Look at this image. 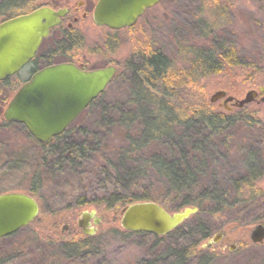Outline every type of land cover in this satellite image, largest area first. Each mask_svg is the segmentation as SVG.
Listing matches in <instances>:
<instances>
[{
    "label": "trees",
    "instance_id": "obj_1",
    "mask_svg": "<svg viewBox=\"0 0 264 264\" xmlns=\"http://www.w3.org/2000/svg\"><path fill=\"white\" fill-rule=\"evenodd\" d=\"M34 2L0 0V19L27 13ZM63 36L65 39L51 40L44 54L56 50L63 58L62 62H66L68 55L65 52L72 48L74 41L66 33ZM148 46L145 44L135 55L137 59L127 62L124 72L120 70L111 82H123L126 100L105 102V91L91 103L89 107L99 106V116L92 127H76V120L52 143L44 144L37 141L23 124L1 119L0 133L3 129L17 128L38 150L29 153L30 169L25 171V185L16 186V190H0V194L24 189L35 198L39 197L37 200L42 208L45 176L60 181L57 183L60 185L72 177L76 182L83 181L82 177L87 181L88 166H91L94 168L89 170L93 173L99 170L101 175L108 174L109 179L101 181L107 182L101 187L104 194L91 198L82 194L76 198L77 207L95 204L113 209L118 206L121 211L128 204L140 201L157 202L169 212L198 207L196 214L166 235H153L154 243L158 245L167 235L184 231L179 237L184 236L190 245L168 246L139 264H212L213 255L206 250H197L196 246L210 237L211 230L221 231V225L227 223L217 225L210 218L219 219L224 212L262 194L256 181L264 172L255 162L257 150L248 147L246 172L233 179L228 188L216 182L207 185L204 176L214 169L221 150H231L234 132L241 128L252 129L259 120L253 115L237 116L217 110L214 103L205 100L198 87L201 76L213 72L222 74L226 69L241 65L234 48L217 54L210 48L207 50L212 53L210 56L193 60L188 68H180L162 50ZM4 85L11 87L10 78L0 82V89ZM114 137H121L123 143L112 154L108 153V146ZM2 162L11 163V170L13 165L26 168L29 164L25 155L18 158L8 153L0 157ZM89 183L85 182L83 186L88 188ZM202 213H205L204 217H200ZM191 219H197L192 226ZM233 221L236 222L237 218ZM193 230L201 236L193 235L188 242V235ZM90 238L54 243L57 245L54 250L66 260L84 256L90 252ZM12 259L13 256L1 254L0 264H8Z\"/></svg>",
    "mask_w": 264,
    "mask_h": 264
},
{
    "label": "rangeland",
    "instance_id": "obj_2",
    "mask_svg": "<svg viewBox=\"0 0 264 264\" xmlns=\"http://www.w3.org/2000/svg\"><path fill=\"white\" fill-rule=\"evenodd\" d=\"M54 1L35 0L28 10ZM2 20L4 19H0V22ZM77 26L82 29L86 39L81 37L65 53L68 55L67 60L72 59L88 69L112 64L119 66L124 72L126 63L131 59L136 60L135 55L140 53L147 43L152 49L162 50L180 68H188L193 60L199 61L210 56L212 53L207 51L210 48L214 49L216 54L234 48L240 66L226 69L222 74L213 72L206 77L201 76L198 80V87L202 89L205 100L210 103L211 96L218 90H226L229 95L243 99L249 90H258L259 86L264 85V0H180L179 3H172L166 14L159 16L152 30H141L137 39H143L137 41H131L135 29L110 31L108 41H105L101 39V34L105 31L91 26V23L85 21ZM46 43L41 55L47 52L45 50L50 41ZM62 60L57 54L49 61L60 63ZM37 63L35 68H41L47 65L48 61L40 56ZM28 77L26 69L10 78L11 87L4 85V88L0 89V120H5L4 112L9 101ZM122 83L109 85L105 92V102L126 100V89ZM260 99L261 94L255 101L242 108L229 104L232 109H226L223 100L214 103L219 111L237 116L253 115L259 120V124L252 129L241 128L234 132L231 150H221L214 169L204 176L207 185L216 182L225 188L231 186L233 179L246 172L245 157L248 156L249 149L257 150L255 162L264 172V101ZM98 116L99 106L96 104L78 117L76 127H92ZM122 143L121 137H114L108 146V153L114 154ZM35 146L18 132L17 128L10 127L1 131L0 157L5 153L18 158L25 155L29 164L26 168L13 165L11 170V163H0V190H16V186L25 185V171L30 169L29 153L38 150ZM90 168L94 167L88 166L87 181L82 177L80 179L83 181L76 182V178L72 177L60 185L57 184L60 181L49 180L45 176L40 214L27 227L0 239V255L14 257L8 264H139L141 260H149L151 256L163 252L168 246L189 244L184 236L179 237L184 231L167 235L168 237L163 238L158 245L154 243L153 234L126 232L120 223L121 213L118 206L113 209L95 204L77 207L76 198L82 194L89 198L104 194L101 187L107 182L101 181L103 178L104 181L109 179L108 174L101 175L99 170L93 173ZM85 182H90L88 188L83 186ZM256 185L262 190V194L254 195L251 201L224 212L219 219L210 218L217 225L227 223L226 226L221 225V231L211 230L210 237L196 246L197 250H206L213 255L212 264L264 263V242L255 244L250 239L254 227L264 224V173L256 181ZM91 210L97 211L102 223L97 227L95 235L88 236L78 226V219L84 211ZM204 215L205 213H202L200 217ZM233 218H237V221H233ZM196 220L191 219L190 226L194 225ZM65 225H68V228L64 229ZM220 232L224 233V236L219 242L209 245L208 241ZM193 235L201 236L197 230H193L192 234L188 235V242ZM87 237H91L88 241L92 245L88 247L90 252L68 260L58 254L57 245H53L64 241H80Z\"/></svg>",
    "mask_w": 264,
    "mask_h": 264
},
{
    "label": "water",
    "instance_id": "obj_3",
    "mask_svg": "<svg viewBox=\"0 0 264 264\" xmlns=\"http://www.w3.org/2000/svg\"><path fill=\"white\" fill-rule=\"evenodd\" d=\"M159 1L98 0L94 21L111 29L131 26L146 7ZM65 12L43 6L0 22V82L17 74L34 58L43 39L59 24ZM119 71L115 65L92 70L81 69L70 62L45 66L15 92L5 109L4 118L7 122L23 124L37 141L50 144L105 92ZM260 92H264V87L260 91L251 89L243 99H237L226 90H218L210 101L223 100L227 109H232L229 102L242 108L255 101ZM197 212L198 207L169 212L157 202L140 201L121 209L120 223L126 231L163 236ZM39 213L40 204L33 195L24 191L1 193L0 239L28 226ZM101 223L102 218L96 210L84 211L78 219V226L88 236L95 235ZM223 236L224 233H217L208 244L218 243ZM250 239L255 244L264 242V224L254 227Z\"/></svg>",
    "mask_w": 264,
    "mask_h": 264
},
{
    "label": "flooded vegetation",
    "instance_id": "obj_4",
    "mask_svg": "<svg viewBox=\"0 0 264 264\" xmlns=\"http://www.w3.org/2000/svg\"><path fill=\"white\" fill-rule=\"evenodd\" d=\"M179 1L180 0H160L156 4H154L150 7H146L144 12L137 18V21L135 22V24H133L131 26H126V27L121 28V29H111L107 26H100V25H97L95 23L93 15H94V10H95V7H96L98 0H55L54 3L44 5V6L53 8L55 10H60V9L66 10V12H65V15L61 17L59 24L57 26H55L54 28H52L50 31V34L46 38L43 39V41L41 42V45H40L39 49L37 50L34 58L26 66H24L20 70L19 73L28 69L29 77L26 78L23 83L28 81L35 72H37L39 69L43 68V67H41V68L36 67L35 68V64L38 65L37 59L40 58V57L37 58L38 55L41 56L42 59H46L48 61V64L45 66L55 64V62L53 63V62H50L49 60L52 56H54L58 53L56 50H54V51L52 50L48 54L42 53V55H41V52H42L43 48L45 47V45L47 44L46 42L48 40L49 41H51V40L56 41L58 39L59 40L65 39V37L63 36V34H65V33L69 36L70 40L74 41V43H73V41L71 42V44L73 43V45H75V42L79 41V39L81 37H83V40L86 39L85 34L83 33L82 29L77 26L81 22H85V21L89 22V23H91V26L92 25L96 26L97 28L102 29V31H105L104 34H101L102 35L101 39L105 40V41H108L110 31H121V30L125 31V30L135 29L134 30L135 32H133L132 36H131L132 40L130 38H128V39L131 41H137V40L143 39V38L137 39L141 30L142 31L152 30V28L155 27V24L157 23L159 16L161 14H166L169 11L171 4L172 3H179ZM40 7H43V6H40ZM37 8H39V7H37ZM21 12H23V11H21ZM119 42L121 43V41H119ZM66 62L74 63L78 67H80L81 69L92 70V69L85 68L82 64H78V63L72 61V59L66 60ZM19 73H17V74H19ZM261 87H264V85L259 86V89H258L259 91H260ZM260 94H261V98H262L264 96V92H262ZM260 94L258 96H260ZM223 104H224V102H223ZM229 104L230 103H228V105ZM91 223H92V220H91Z\"/></svg>",
    "mask_w": 264,
    "mask_h": 264
}]
</instances>
